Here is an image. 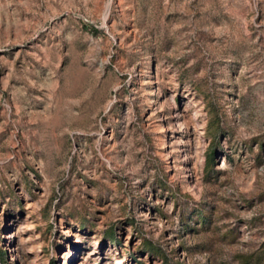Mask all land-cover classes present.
I'll list each match as a JSON object with an SVG mask.
<instances>
[{
  "label": "rangeland",
  "instance_id": "374dc122",
  "mask_svg": "<svg viewBox=\"0 0 264 264\" xmlns=\"http://www.w3.org/2000/svg\"><path fill=\"white\" fill-rule=\"evenodd\" d=\"M0 264H264V0H0Z\"/></svg>",
  "mask_w": 264,
  "mask_h": 264
}]
</instances>
